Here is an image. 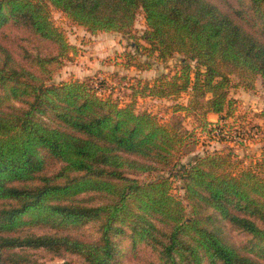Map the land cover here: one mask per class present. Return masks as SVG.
Instances as JSON below:
<instances>
[{
  "label": "trees",
  "instance_id": "trees-1",
  "mask_svg": "<svg viewBox=\"0 0 264 264\" xmlns=\"http://www.w3.org/2000/svg\"><path fill=\"white\" fill-rule=\"evenodd\" d=\"M51 8L91 35H131L143 13L146 29L135 47L159 63L176 55L186 63L169 78L133 77L125 105L89 81L48 85L76 52ZM7 24L37 46L17 54L4 39ZM131 68L151 66L129 61L123 69ZM232 75L246 91L260 81L264 92V0H0V264H29L31 250L117 264L120 235L150 246L156 264H260L221 223L264 248V161L240 169L228 148L178 168L192 132L135 110L139 98L188 95L175 111L187 117L203 107L202 132L217 134L237 110ZM154 171L169 176L135 177ZM177 179L184 199L173 193ZM87 226L98 238L61 233Z\"/></svg>",
  "mask_w": 264,
  "mask_h": 264
},
{
  "label": "rangeland",
  "instance_id": "rangeland-1",
  "mask_svg": "<svg viewBox=\"0 0 264 264\" xmlns=\"http://www.w3.org/2000/svg\"><path fill=\"white\" fill-rule=\"evenodd\" d=\"M236 4V0H230ZM51 17L55 25L62 30L70 44L75 46L76 52L72 54L71 60H67L65 65L59 69L48 81V85H58L71 80L89 81L92 82L104 97H111L121 105L127 104L130 101L133 77L141 78L142 80H156L163 76L172 77L181 72V68L186 61L183 56L176 55L173 59L159 63L154 61V56H147L148 51L137 49L135 43L141 44L140 39L146 29L145 18L143 13L137 17L135 27L131 35H121L117 33L89 35L83 28L76 26L66 15L61 11L51 8ZM22 30L16 29L15 26L7 24L3 28L6 43L13 48L17 54H24V50L31 51L36 47L27 35L21 33ZM135 57L131 60L130 57ZM129 61H137L144 65H149L151 68L145 71H139L136 68L124 70V66ZM194 66L195 63L187 61ZM146 68V66H144ZM230 97L237 96V110L233 118L227 121V125L235 128H248L252 132H257L252 135L250 144L245 145L234 144L226 138H221L218 133L204 134L201 130L202 123L201 114L204 111L203 107H199L197 111L184 115V111H175V105L186 104L188 95H182L176 101L170 99L156 100L151 98H139L135 101L136 112H150L157 116L158 120L164 124L174 125L184 130H190L193 134V139L187 146H184L178 154L180 160L178 168L187 167L190 163L199 157H203L214 152H227L228 148L234 150L236 156L234 159L239 163V168L255 164L252 158H264V92L261 87V82L258 81L255 90L246 91L241 85L239 78L232 75ZM213 118V117H212ZM214 119V118H213ZM214 122V121H212ZM217 122V121H215ZM234 128V129H235ZM194 131V132H193ZM256 146H261L260 156H255ZM242 152V156H241ZM264 161V160H260ZM259 161V162H260ZM52 170H56L58 165L51 164ZM166 171H154L147 174L135 176L141 183H147L159 180L163 177H168ZM173 193L184 199L185 192L183 182L179 179L173 181ZM187 205V202L185 201ZM191 208L188 206V214ZM223 234L235 245L240 248L249 250V254L257 259L260 264H264V248L257 246L249 234L234 228L228 222L221 223ZM30 232L35 234L49 233L44 228H30ZM63 234H73L82 239H95L99 234L94 227L87 226L76 229L70 228L61 230ZM117 241V264H156V253L154 250L143 243L133 244L128 235H120L116 238ZM29 264H85L84 260L75 254L64 253L62 255L54 254L44 250L28 251Z\"/></svg>",
  "mask_w": 264,
  "mask_h": 264
},
{
  "label": "built area",
  "instance_id": "built-area-1",
  "mask_svg": "<svg viewBox=\"0 0 264 264\" xmlns=\"http://www.w3.org/2000/svg\"><path fill=\"white\" fill-rule=\"evenodd\" d=\"M220 127L217 131L218 135L221 136V138H226L230 142H233L234 144H241L244 143L245 145L250 144L252 135H256L257 132H252V130L248 128H235L230 125H227V121H221L219 123ZM235 128V129H234Z\"/></svg>",
  "mask_w": 264,
  "mask_h": 264
},
{
  "label": "crops",
  "instance_id": "crops-1",
  "mask_svg": "<svg viewBox=\"0 0 264 264\" xmlns=\"http://www.w3.org/2000/svg\"><path fill=\"white\" fill-rule=\"evenodd\" d=\"M88 34H89V33H88ZM102 34H107V33H102ZM89 35H91V34H89ZM91 36H92V35H91ZM234 99L237 100V96H235ZM212 117H213L214 119H213ZM209 119H210L211 121H214V122H215V121H218V116L215 115V114H210V115H209ZM262 121H264V119H263ZM261 148H262L261 146H256V150L253 151L254 153H256L255 156L258 157V156L261 155V153H260ZM241 156H242V152H241ZM262 156L264 157V154H263ZM260 160H264V158H261V159H260V158H257V159H256V158H255V159L252 158V161H253V162H258V161H260Z\"/></svg>",
  "mask_w": 264,
  "mask_h": 264
}]
</instances>
